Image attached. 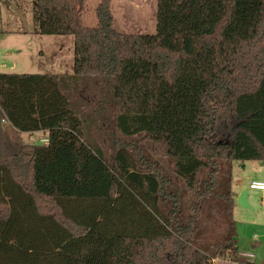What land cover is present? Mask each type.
<instances>
[{"label": "trees", "instance_id": "1", "mask_svg": "<svg viewBox=\"0 0 264 264\" xmlns=\"http://www.w3.org/2000/svg\"><path fill=\"white\" fill-rule=\"evenodd\" d=\"M89 1L35 0L74 74L0 73V264H246L233 163L264 164V0H158L154 35L119 32L117 0L85 26ZM173 92L162 145L142 106Z\"/></svg>", "mask_w": 264, "mask_h": 264}, {"label": "rangeland", "instance_id": "2", "mask_svg": "<svg viewBox=\"0 0 264 264\" xmlns=\"http://www.w3.org/2000/svg\"><path fill=\"white\" fill-rule=\"evenodd\" d=\"M124 0H121L123 2ZM130 3V0H125ZM124 1V2H125ZM147 1V0H146ZM100 0L89 1L84 10V23L88 27H96V8ZM124 3L115 7L116 29L126 34L154 35L157 31L154 21V10L147 7L143 12L140 5L131 4L125 10ZM35 0H0V73L7 74H74L75 43L72 36L36 35L34 19ZM147 12V13H146ZM147 24V25H146ZM125 95L130 94L127 85L123 86ZM135 97V96H134ZM157 107L152 102L145 103L143 110H155L161 118L158 139L163 145L165 131L170 127L167 121L172 115L171 102H179L178 92L170 96L157 98ZM92 139L96 141L110 157L113 147L110 133L103 135L95 128L91 130ZM37 134H44L43 132ZM31 134L22 133L27 144L31 142ZM41 145V144H40ZM160 153L157 152L159 158ZM246 165V167H244ZM264 182V164L261 162L233 163V192L239 193L234 207V220L239 252L253 254L249 257L255 264H264V192L250 189L252 182ZM248 191V196L242 195ZM247 257V256H246ZM247 262V258L241 256ZM229 261V260H228Z\"/></svg>", "mask_w": 264, "mask_h": 264}, {"label": "crops", "instance_id": "3", "mask_svg": "<svg viewBox=\"0 0 264 264\" xmlns=\"http://www.w3.org/2000/svg\"><path fill=\"white\" fill-rule=\"evenodd\" d=\"M125 1V0H124ZM121 2V0H117L112 4V10L115 16V7L117 5V3H124V8L125 10L129 11L128 8H132L131 4L133 3V0H130L129 2ZM134 3L137 5H140L139 9H142L143 12L147 11V7H150L152 10H154V21H152L151 23H156L157 25V13H158V0H134ZM88 4V3H87ZM147 13V12H146ZM97 19V18H96ZM83 21H85L84 19V14H83ZM98 23V21H97ZM85 24V23H84ZM115 24H116V16H115ZM147 25V24H146ZM86 26V25H85ZM88 27V26H87ZM116 27V26H115ZM123 33V32H122ZM41 133V132H40ZM44 134H37V133H33L30 135L31 138V142L35 141L37 142V144H41V145H47L48 144V134L43 132ZM22 136V135H21ZM23 139V138H22ZM25 142V141H24ZM30 145H33L32 143H30ZM246 167V165L244 166ZM254 182V181H253ZM235 202L236 199H238V197L240 196L239 193L235 194ZM241 256L247 258V263L246 264H255V262H253L249 257H252L254 259V255L253 254H245V253H241L239 252ZM247 256V257H246ZM214 264H237V263H233L231 261H226L223 259H216L214 261Z\"/></svg>", "mask_w": 264, "mask_h": 264}, {"label": "built area", "instance_id": "4", "mask_svg": "<svg viewBox=\"0 0 264 264\" xmlns=\"http://www.w3.org/2000/svg\"><path fill=\"white\" fill-rule=\"evenodd\" d=\"M250 189L264 192V182H252L250 183Z\"/></svg>", "mask_w": 264, "mask_h": 264}, {"label": "water", "instance_id": "5", "mask_svg": "<svg viewBox=\"0 0 264 264\" xmlns=\"http://www.w3.org/2000/svg\"><path fill=\"white\" fill-rule=\"evenodd\" d=\"M245 195L248 196V191H246V192L242 195L241 199H244Z\"/></svg>", "mask_w": 264, "mask_h": 264}]
</instances>
